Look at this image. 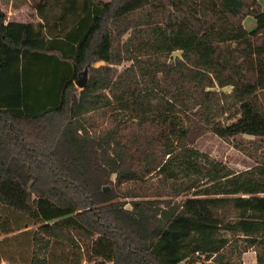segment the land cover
Listing matches in <instances>:
<instances>
[{
    "label": "trees",
    "instance_id": "16d2710c",
    "mask_svg": "<svg viewBox=\"0 0 264 264\" xmlns=\"http://www.w3.org/2000/svg\"><path fill=\"white\" fill-rule=\"evenodd\" d=\"M33 9L37 24L0 11V204L27 219L3 233L37 225L22 232L29 264L66 248L91 264H180L196 253L212 258L199 264H241L252 249L264 264V157L247 153L254 164L236 172L194 146L207 132L264 138L259 1Z\"/></svg>",
    "mask_w": 264,
    "mask_h": 264
},
{
    "label": "rangeland",
    "instance_id": "374dc122",
    "mask_svg": "<svg viewBox=\"0 0 264 264\" xmlns=\"http://www.w3.org/2000/svg\"><path fill=\"white\" fill-rule=\"evenodd\" d=\"M38 0H0V11L5 16V21H24L34 22L38 19L35 10L33 9V3ZM109 1V0H102ZM264 11V0H261ZM245 20V19H244ZM244 22V26L250 29L255 20L252 16H249ZM173 56H178L179 52H173ZM103 62H97L95 66L102 65ZM118 69H122V65L118 66ZM76 87V86H75ZM79 89L78 87H76ZM228 91L229 89H225ZM223 121H227L223 118ZM252 143L261 146L255 153ZM194 146L202 152L208 154L211 158L220 160L230 167L233 171L239 172L251 167L254 164V160L247 155L252 153L256 156L262 155L264 157V138L251 135H237L230 139H222L211 132L204 133L199 136ZM240 148V149H239ZM260 159V158H259ZM112 182L114 179L112 177ZM148 182L156 183L154 179L148 180ZM129 184L115 186V190H124ZM123 201H130V198H120ZM179 199V198H178ZM126 204V207H129ZM235 217L233 214L227 216L228 219ZM27 219L14 210L4 207L0 204V264H29L31 256L32 245L30 240V234L22 233L27 230L36 229L37 225L30 224L25 229H17L10 233H3L8 229H16L26 224ZM228 238L233 237L232 232H222ZM82 254V253H81ZM80 252L71 248H66L63 253V258L53 259L51 263L55 264H91L84 260ZM212 258L205 259L204 255L194 254L192 257H188V262H203L209 263ZM241 264H257L255 262V252L249 249L247 252L241 255ZM52 263V264H53ZM111 264V263H107Z\"/></svg>",
    "mask_w": 264,
    "mask_h": 264
},
{
    "label": "water",
    "instance_id": "95a60500",
    "mask_svg": "<svg viewBox=\"0 0 264 264\" xmlns=\"http://www.w3.org/2000/svg\"><path fill=\"white\" fill-rule=\"evenodd\" d=\"M87 71H88V66L86 65L83 68V70L80 72L78 78L74 81L75 86L78 87L79 89H82L87 84L88 81ZM103 190L107 191L108 187H105Z\"/></svg>",
    "mask_w": 264,
    "mask_h": 264
},
{
    "label": "crops",
    "instance_id": "0c3cea01",
    "mask_svg": "<svg viewBox=\"0 0 264 264\" xmlns=\"http://www.w3.org/2000/svg\"><path fill=\"white\" fill-rule=\"evenodd\" d=\"M258 1H259L260 5H261V8H262V10H263V5H262V3H261V0H258ZM248 17H249V16H248ZM248 17H246L245 20H246ZM245 20H244V21H245ZM6 22H8V21H6ZM11 22L27 23V22H24V21H11ZM39 22H41V20L38 18V19L35 21V24H37V23H39ZM30 23H33V24H34V22H30ZM243 24H244V22H243ZM254 25H255V23L252 24V26L250 27V29H252V28L254 27ZM254 263H256V261H255Z\"/></svg>",
    "mask_w": 264,
    "mask_h": 264
},
{
    "label": "built area",
    "instance_id": "2783aa9c",
    "mask_svg": "<svg viewBox=\"0 0 264 264\" xmlns=\"http://www.w3.org/2000/svg\"><path fill=\"white\" fill-rule=\"evenodd\" d=\"M196 255H198V253H196ZM201 262L198 263H194V262H188L187 260H183L180 264H199Z\"/></svg>",
    "mask_w": 264,
    "mask_h": 264
}]
</instances>
